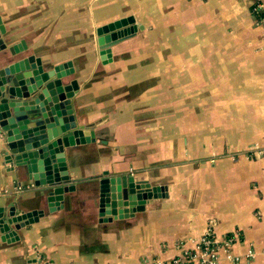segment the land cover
<instances>
[{"label": "crops", "instance_id": "crops-1", "mask_svg": "<svg viewBox=\"0 0 264 264\" xmlns=\"http://www.w3.org/2000/svg\"><path fill=\"white\" fill-rule=\"evenodd\" d=\"M255 2L0 0V68L29 54L47 67L72 60L64 82L78 80L74 113L96 135L66 147L76 188L50 208L26 167L5 159L0 132V206L45 210L12 225L16 240L0 230V264H170L208 226L241 254L214 264H264V21ZM127 16L138 29L103 62L97 29ZM21 40L27 49L12 54ZM105 172L121 177L113 185L124 195L129 175L149 181L140 189L166 185L167 195L145 192L143 209L105 220Z\"/></svg>", "mask_w": 264, "mask_h": 264}, {"label": "water", "instance_id": "water-1", "mask_svg": "<svg viewBox=\"0 0 264 264\" xmlns=\"http://www.w3.org/2000/svg\"><path fill=\"white\" fill-rule=\"evenodd\" d=\"M138 29L134 16L116 19L101 25L97 29L101 60L111 59L112 46L120 40L133 35ZM7 27L0 15V49L6 47L2 35ZM27 49L25 40L9 47L12 54H19ZM75 67L72 60L45 66L43 59L35 54L17 58L0 68V132L4 135L6 147L5 159L17 166H25L27 175L35 186L47 190L50 208L62 203L64 193L76 188L72 180L66 147L95 141L94 126L80 125L77 122L72 104L73 97L80 86L76 78L64 82V77L73 74ZM90 129L86 133V129ZM107 176L100 178V216L103 219L114 216L123 218L145 207V192L151 196L167 195L166 185L155 184L150 188L146 179L137 180L132 175L124 176L130 180V194L113 184L121 177ZM127 176V177H126ZM135 185L139 188H134ZM118 189V192H114ZM127 197L129 200H124ZM112 202V206L110 203ZM17 204L0 206V230L3 238H19L13 224L26 225L39 220L44 215L43 208H33L18 212ZM110 213V217L106 214Z\"/></svg>", "mask_w": 264, "mask_h": 264}, {"label": "built area", "instance_id": "built-area-1", "mask_svg": "<svg viewBox=\"0 0 264 264\" xmlns=\"http://www.w3.org/2000/svg\"><path fill=\"white\" fill-rule=\"evenodd\" d=\"M253 11L258 19L264 21V0H256ZM256 153L264 154V149L258 150ZM235 235L237 237L241 234L237 232ZM233 239L230 236L224 242L218 241L212 226H208L194 246L187 247L185 244H179L181 251L172 258L170 264H214L223 256L240 260L241 254L234 252L231 247Z\"/></svg>", "mask_w": 264, "mask_h": 264}, {"label": "trees", "instance_id": "trees-1", "mask_svg": "<svg viewBox=\"0 0 264 264\" xmlns=\"http://www.w3.org/2000/svg\"><path fill=\"white\" fill-rule=\"evenodd\" d=\"M259 15V14H258Z\"/></svg>", "mask_w": 264, "mask_h": 264}]
</instances>
